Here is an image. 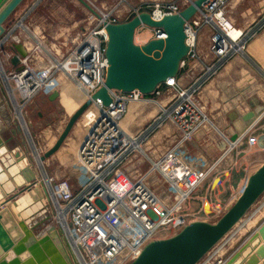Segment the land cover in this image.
Here are the masks:
<instances>
[{"label": "built area", "instance_id": "obj_1", "mask_svg": "<svg viewBox=\"0 0 264 264\" xmlns=\"http://www.w3.org/2000/svg\"><path fill=\"white\" fill-rule=\"evenodd\" d=\"M188 2L189 0L158 2L150 9L139 6L133 9L130 16L147 10L153 18L159 19L164 14L178 12ZM227 2L228 0H206L201 11L186 24L190 52L181 68L193 61L200 64L198 72L191 75L188 84H181L176 77L168 79L160 86L162 89L158 88L149 95L137 90H112L108 105H103L99 99L93 100L80 116L84 132L77 153L79 161L90 175L76 189L67 179L46 178L47 193L50 199H55V205L49 201L54 219L45 228L53 223L61 230L70 247L76 239L82 241L88 237L95 241L97 235L93 232L94 228L100 223L106 226L108 224V229L99 242L100 258L109 259L122 255L127 264L137 257L148 241L172 235L193 220L214 221L227 207L221 206L222 203L217 200L208 201L204 197L200 199L203 206L200 215L186 212L184 203L198 184L190 185L183 191L175 186L173 199L163 201L146 184V173L129 178L121 171L122 166L133 155L141 152L142 146L166 123L172 124L181 133L183 141L208 125L215 128L201 104L200 94L227 61L233 56L245 55L247 44L264 29V13L246 29L236 28L227 16ZM99 13L101 18L96 19L98 24L76 37L66 51L42 46L41 42L33 48L36 36H32L29 28L23 24L25 15L13 25L11 22L7 32L0 36V51H3V57H0V75L3 88L13 108L14 119L29 140V125L21 116V111L38 94H47L56 88L59 84L58 75H63L75 85L84 100L89 99L103 85L107 60L104 55L106 32L102 21H120L121 13H114V10L107 13L99 10ZM204 26L211 29L209 62L203 61L197 51L198 32ZM151 37L165 38V34L160 29H152ZM26 38L32 43L30 50L26 46L27 41H21L27 40ZM15 44L24 48V56H19L12 48ZM6 45L8 47L4 50ZM14 56L18 57L16 65L11 63ZM159 96H162L161 101L158 100ZM149 103L156 105L155 115L135 132L126 129L122 121L129 107ZM235 141H230V145ZM253 141L250 137L249 142ZM153 168L157 167L154 165ZM222 173L211 179V189L216 190L212 193L214 197L221 194L220 187L224 183ZM173 184L175 183L172 182ZM135 223H138V227ZM77 250L84 264H87L81 254L85 248L80 246ZM214 252L212 249L199 264H206Z\"/></svg>", "mask_w": 264, "mask_h": 264}, {"label": "water", "instance_id": "obj_2", "mask_svg": "<svg viewBox=\"0 0 264 264\" xmlns=\"http://www.w3.org/2000/svg\"><path fill=\"white\" fill-rule=\"evenodd\" d=\"M94 17L101 18L89 0H76ZM206 0H189L178 12L164 14L155 19L147 10H141L123 21H102L106 32L104 55L107 60L104 83L89 99L84 100L68 117L52 147L40 155L44 160L63 144L77 120L93 100L103 105L111 101L110 91L130 92L137 90L144 95L152 94L168 79L176 78L181 64L190 52L186 24L201 11ZM24 0H0V36L7 32L11 16ZM160 29L165 38H149L143 43L135 41L139 28ZM19 56H24L20 44L12 47ZM11 63L16 65L18 57ZM56 91L48 96L50 100ZM264 108V103H263ZM254 113H247L243 120L251 123ZM19 126V125H18ZM203 131L200 130L198 133ZM238 134L229 136V141ZM8 140L0 136V264H78L70 245L61 230L49 225L43 233L38 232L42 222L34 221L33 214L25 219L17 209L19 198L39 194L34 185L39 178L37 170L20 168L15 159L19 153L10 154ZM226 142L218 145L220 151ZM9 155V156H8ZM11 155V156H10ZM189 169H195L193 161H187ZM15 168V171L11 169ZM200 178L194 180L197 184ZM264 194V162L254 169L235 198L214 221L193 220L176 233L148 241L140 253L127 264H199L222 240L231 235L233 227L241 224L253 204ZM19 196V197H18ZM247 218V217H246ZM33 220V221H30ZM264 222L224 264H260L264 258Z\"/></svg>", "mask_w": 264, "mask_h": 264}, {"label": "crops", "instance_id": "obj_3", "mask_svg": "<svg viewBox=\"0 0 264 264\" xmlns=\"http://www.w3.org/2000/svg\"><path fill=\"white\" fill-rule=\"evenodd\" d=\"M54 3V0L48 3H43V0H36L24 13V19H27L32 26L36 27V30L42 29L45 31L47 39H75L80 30L83 31L86 28L80 27V23L77 20L78 16L74 18V13L71 12L72 14L68 16L62 14V19H58L55 22L53 21L55 23V27H53L52 24L47 23V19L49 18H45L46 15H39V13H43L48 6H51ZM263 10L264 0H228L226 6V13L229 20L238 29H246L250 25L254 24ZM202 32L205 33V37H203ZM210 34L211 29L208 26H204L200 29L197 37V51L201 59L205 62H209L211 59V54L207 48ZM199 68L200 64L196 63V61H193L189 65L181 68L179 74L177 75L178 81L183 85L188 84L191 75L197 73ZM59 77L62 78L63 76L59 75ZM63 85L64 84L59 82L58 87L59 90L61 88L63 93H65L66 86ZM161 99L162 96H159L158 100L161 101ZM48 100L50 99L48 98ZM72 100L73 102L75 101L74 99ZM200 101L215 128L207 126L205 131L198 133L194 137L193 141L189 143L197 147V156L195 158H189L190 161L194 160L195 169H189L187 167L186 177H198L197 175L200 174L210 162L222 153L218 147L220 142H226L225 152L219 157L218 162L215 164L214 168L212 167L213 169L211 168L209 174L210 176L212 175V177L219 175L223 172V169H226V171L229 172L227 179L224 177L225 182L222 193L217 197L220 203L228 206L237 197L238 192L244 185L247 176L254 169H256V167L264 162V29L248 43L245 55H236L232 57L221 67L218 73L207 82L200 94ZM249 112H252L255 115L251 123H246L243 118ZM155 113L156 105L154 103L145 105L133 104L129 107L122 123L126 129L131 132H135L145 125V123L148 122L155 115ZM29 125L31 126V124ZM37 126H40V124L38 125L35 123L30 131L34 137L35 130H38ZM246 127H248L247 130L241 135L240 133L245 130ZM33 128H35V130ZM163 128L170 130L171 126L165 125ZM236 133L239 136L233 145H230L229 136ZM163 134L165 135V132H161L160 136L162 137ZM167 134L168 141L172 140L171 142H174L177 136H179L177 129L174 130V128ZM245 135L246 137L248 135L255 137V143L248 145L245 140ZM0 136L2 139L8 140L7 143L10 148L12 158H15L14 153H19L18 158L15 159V161L18 163L20 168H23L28 164L30 169H33V171L37 170L36 166H32L30 162L27 163L24 160V157H26V159L28 158L26 156L28 148L25 147L24 143L28 137L26 138L27 135H25V133L18 126V123L12 117L10 106L4 96L1 83ZM69 136H72V140H75L74 143L77 142L78 151L83 133L80 132L79 135H73L70 132L63 144H66ZM154 140L155 143L150 140L147 144H145L143 152L136 153L122 166L121 171L123 175L129 178H136L142 174L140 167L145 164L144 162L149 161L147 151L151 149L154 152L156 151L155 145L158 146V144H161L156 143L157 140L155 138ZM50 147L47 149L45 148L43 153H45ZM53 154L46 159L52 157ZM67 155L65 157L66 160L70 157V155ZM38 156L40 158V155L35 154L34 160L36 165L41 167L44 162L38 160ZM169 156L173 157L175 155L170 154ZM256 162L259 163L255 164ZM13 170L15 171V168L11 169V171ZM83 179H75L72 182H70L69 179L67 180L70 182L71 186L76 189L81 184ZM34 185L37 186L39 194H27L29 200L23 203V207L20 210L18 208L17 209L19 210L20 215L25 219H29L28 216H30V214H33V216L35 215V218L33 217L35 221V219L39 218L36 212H40L44 206L46 207V205H49V202L47 191L44 187V179H37ZM207 186L198 191L197 189L199 185L196 187V191H193L191 196L184 203V210L186 212L196 213V211H198L201 196L206 193ZM196 192L197 195H195ZM42 197H44V199H41ZM35 208L37 209L34 210ZM46 217L48 218L49 215ZM246 217L241 222V224L244 223L243 226L239 224L235 225L231 231V235L216 245L214 248L216 254L214 253L215 255H213L212 253L205 262L206 264H215L218 260H214L216 259L215 257L220 255L225 249H227V251L224 255H227V252L231 247L234 248L231 249V251L234 252L235 249L237 250L240 245H242L251 235H253V233H255V231H257V228L264 222V194L253 204ZM44 220H46L45 217L41 221ZM259 241L260 244H264V241L260 240V237ZM212 260H214V262H211ZM260 264H264V258L260 260Z\"/></svg>", "mask_w": 264, "mask_h": 264}, {"label": "rangeland", "instance_id": "obj_4", "mask_svg": "<svg viewBox=\"0 0 264 264\" xmlns=\"http://www.w3.org/2000/svg\"><path fill=\"white\" fill-rule=\"evenodd\" d=\"M25 1H27V2L20 8L19 12L15 15L13 22H12V25L15 22H17L24 15L26 10L36 0H25ZM50 1H52V0H43V3H48ZM54 1H55V3L53 5L48 6V8H46V10L43 11V13H39V15H43V16L46 15L45 18H49V19H47L48 20L47 23L52 24L53 27H55V23H54L55 21H57L58 19H62V14H65L66 16H68V15H71L72 13H74V18H76V16H78L77 20L79 21L80 27H82V28L88 29L89 27L93 26L94 24H98V21L96 20L97 18L94 17V15H92L85 7H83L76 0H54ZM178 1L182 2L183 0H99V1L98 0H89V2H91V4H93V7L97 11L100 10L103 13H107L110 10H114V13H121L120 14V21L126 20L128 17H130V13L133 11V9H136L139 6L147 7L150 9V8H152V5H154L158 2L166 3V2H178ZM263 13H264V10L259 15V17ZM65 20H66V18H65ZM213 21H215V19H213ZM23 24L29 28L31 33L29 31H28V33H30L32 36L33 35L36 36V38H34V40H33V48L35 47L36 44L41 42L42 46H45V47H47V46L51 47L52 46L53 48H55L59 51H66L68 49V47L70 45H72V41L74 40V39L73 40L72 39H70V40H60V39L53 40L50 38L47 39V37H46L47 35L45 34V31H43L42 29L36 30V27L32 26L31 23L27 19H24ZM86 29H84L83 31L80 30L77 38L82 33H85ZM17 33H18V31H17ZM198 35H199V32H198ZM202 35H203V37H205L204 32H202ZM151 36H152V29L147 28V27H141L138 29V31L135 35V41L137 43H142L143 41L148 40ZM200 36H201V33H200ZM21 41L22 42L27 41L26 46L29 48V50L32 48V43L29 41V39L21 40ZM247 46H248V44H247ZM247 46L245 47V51L247 50ZM7 47H8V45H6L4 47V50H6ZM60 47H62V48H60ZM208 47H209V45H207V48ZM208 50H209V48H208ZM5 52H8V50ZM0 57L1 58L3 57V51H0ZM57 77H59V75ZM59 78L60 79H58V81L61 84H63L62 82H64L65 80L67 81V83L65 81L63 86H65V85L67 87L70 86L68 88L66 87L65 93H63V90L61 88L59 90V87L57 86L50 93H47V94L41 93V94H38L37 96H35L34 99L31 100L27 105H25L23 110L21 111V116H23L24 121L27 124L28 123L31 124V126L28 124L29 125L28 129L31 127L29 129V137L31 139L29 140L26 136L27 139H26V142H24L25 147L28 148L27 155H26L28 158L26 159V157H24V160L27 163L30 162V164L32 166H36L38 177L41 178L42 180L45 178H47V179L52 178L54 180L67 178V179H69L70 182H72L75 179H79V178L85 179L88 177L87 172L80 166L78 160L76 159V151H77V145L78 144H77V142L74 143L75 140H72V136H69L68 140L66 141V144H62V146L57 150V152H55L53 154L52 157H50L49 159L45 158L44 160H42V162H44V163H42L41 167H38L36 165L35 160H34L35 154L42 155L43 151H45V148L47 149L50 146L52 147L56 138L58 137V135L62 131L64 124L68 120V117L72 114V112L84 100L82 93L66 77H64L65 79H62L61 77H59ZM0 83L3 87V81L1 79V75H0ZM53 91H56L57 95L53 98V100H48V96L50 94H52ZM3 92H4V96L7 100V102L9 103L11 115L14 118L13 108L11 107L10 100L8 98V95H7L5 88H3ZM72 99H74L75 101L73 102ZM28 106H29V108H28ZM206 114H207V112H206ZM81 117L77 120L76 124L71 129V133L73 135H79L80 132L81 133L84 132V128L81 124ZM208 117H209V115H208ZM209 119H210V117H209ZM35 123L38 125L40 124V126H37L38 130H35V128H33L35 130V137H34L32 135V133H30V131H31L32 127L35 125ZM18 125H20V124L18 123ZM165 125L171 126L170 130H168V129L166 130V128H163ZM165 125L160 127L157 130V132L154 133L152 138L150 137V139L145 143V144H147L150 140L155 143L154 138L157 140L156 143H161V144H158V146L155 145L156 151L153 152L151 149H149L147 151L149 161L144 162L145 164H143V166L140 167L141 172H142L141 175H145V173H146V178H145L146 184L152 190H154L155 193L158 194V196L163 201H170L173 199L174 195L172 192H174L173 190H174L175 186H178L183 191V190H186L188 187H190V185L191 186L193 185V183H191V182H194L193 181L194 179L200 178V180L197 183L199 185V187L197 185L198 189L195 188L194 191H196V189H197V191L200 189H203L204 187H206L208 185L207 189H206V193L203 196H201V198L205 197V199H207L208 201L212 200V199L218 201L217 197L219 195L214 197L212 194V193L216 192V190L211 189V183H212L211 179L214 176L213 177H212V175L210 176L209 171L211 170L212 167L214 168L215 164L218 162L219 157L222 156V154L225 152L226 148L224 151H222V153L219 156H217L212 162H210L207 165V167H205V169H203L201 171L200 174L197 175L198 177H196V178L193 176H191L192 178L186 177V168H187L186 162L190 161L189 158H191V157L195 158L197 156L196 155L197 154L196 153L197 147H195L189 143L191 141H193L194 137L198 134V132L195 133L192 137L190 136V138L186 139L185 141L182 140L183 136H181V133L178 132L179 136H177V138L174 142H171L172 140L168 141V137H167L168 134L167 133H170L173 128H174V130L176 128L173 125H171L170 123H166ZM208 126L210 128L211 127L213 128L212 125H208ZM247 128L248 127H246V129L243 130L240 134L241 135L244 134L243 132H245L247 130ZM205 130H206V128L203 129V131H205ZM161 132H165V135L163 134L162 137L160 136ZM245 137H246V135H245ZM250 137H252L255 140V137L248 135L245 138L246 143L248 145H252L255 143L254 141L249 142ZM145 144L142 146L141 152L144 151ZM151 144H152V142H151ZM191 150H193V151H191ZM64 151H69V152H64ZM67 154H69L70 157H69V159L66 160L65 157ZM170 154H173L175 156L171 157V156H169ZM69 155H67V156H69ZM257 163H259V162H256L255 164H257ZM154 165L157 168H153ZM223 172L224 173H223L222 179L225 182L224 177H225V179H227L229 172L226 171V169H223ZM83 175H85V176H83ZM209 178H210V180H209ZM45 181H46V179H45ZM172 182H174L175 184L172 185ZM223 186H224V183H223ZM223 186L220 187L221 193L223 190ZM44 187L46 188V191L48 192L47 184H44ZM242 187L240 188L239 192L241 191ZM239 192H238V194H239ZM195 195H197V192L195 193ZM41 199H44V197H42ZM42 206H43V204H42ZM200 206H201V200H200V204H199V209H198V211H196V213H198L199 215H200V210L203 209V206H201V207ZM221 206H224V205L221 204ZM36 209L37 208H35L34 210H36ZM36 213H37V216H39V218L35 219V221H40L43 223L41 228L38 230V232H40L45 228V226L48 225V223L51 220L53 221V219H54L53 213L54 212H53V210L49 204V205H46V207L44 206L42 208V210H40V212H36ZM40 213H42V214H40ZM48 215H49V217H48L49 219L46 217ZM44 217L46 220L41 221L42 219H44ZM34 218H35V215H34ZM209 220L213 221V219H209ZM98 228H99V230H98ZM104 228L107 229V226L102 223L99 225V227L95 228V230L93 231L94 234L99 236L98 240H100V238L102 239V236L104 235V232H105V230H103ZM85 244H83V247L85 248V246H86V248H85L84 252L83 251L81 252V254L85 258L84 261L88 264H124V263L126 264V262H127L126 260L124 261L122 256L116 257L111 261L103 262V261L99 260V258H97L98 254H97L96 248L89 245V244L88 245H85ZM129 249H133V248L129 247ZM231 249H234V248H232V247L229 248V251L227 252V255L225 256V260L227 259V257H229L233 253V251H231ZM81 257H80V255L78 256V259H79L78 264L83 263V260Z\"/></svg>", "mask_w": 264, "mask_h": 264}, {"label": "bare ground", "instance_id": "obj_5", "mask_svg": "<svg viewBox=\"0 0 264 264\" xmlns=\"http://www.w3.org/2000/svg\"><path fill=\"white\" fill-rule=\"evenodd\" d=\"M63 78V77H62ZM58 79H60L59 77H58ZM64 79V78H63ZM66 81V80H65ZM65 81L64 82H62L63 84L65 83ZM66 83H67V81H66ZM66 86V85H65ZM67 87V86H66ZM84 101V100H83ZM38 160H40V158H39V156H38ZM77 160H78V162H79V164H80V166L87 172V176H89L90 175V172L87 170V169H85L84 167H83V165H82V163L79 161V157H78V153H77ZM38 179H40V178H38ZM46 179V178H45ZM45 179H44V184H47V179H46V181H45ZM37 187V186H36ZM49 194L47 193V196H48ZM29 200V198H28V196L26 195V196H24V197H21V198H19V200L17 201V208L20 210L22 207H23V203H25V201H28ZM49 201H51V204L53 203V205H55V199H53V198H51L50 199V197L48 196V202ZM49 204H50V202H49ZM100 224H102V223H100ZM100 224H98L95 228H97V227H99V225ZM104 224V223H103ZM50 225H54L53 223H51ZM112 226V225H111ZM135 226H137L138 227V223H135ZM107 227H108V224H107ZM113 227V226H112ZM95 228H94V230H95ZM108 229V228H107ZM107 229L106 228H104L103 230H105V232L107 231ZM98 230H99V228H98ZM100 232V231H99ZM104 232V233H105ZM100 234V233H99ZM98 237L99 236H97L96 237V240L95 241H91L90 240V238H88V237H85L82 241H79L78 239H76L75 241H72V245H71V250H72V252L74 253V255H76V259H77V263H78V256L80 255V252L77 250L78 248H80V246H83V244H85V245H91V246H93V247H95L96 248V251H97V254H98V257L97 258H99V260H101V261H103V262H107V261H111V260H113L114 258H109V259H107V258H104V257H102V258H100V255H99V250H98V247H99V242H100V240H98ZM97 241V242H96ZM85 248H86V246H85ZM75 251V252H74ZM227 251V249H225L220 255H217L215 258L216 259H214V260H217V262L215 263V264H224V258H225V256L226 255H224V253ZM127 252V251H126ZM215 253V252H214ZM213 253V255H215ZM212 255V256H213ZM120 256H122V255H120ZM80 257H81V255H80ZM117 257H119V256H117ZM82 258V257H81ZM116 258V257H115ZM83 259V258H82ZM96 259V258H95ZM98 260V259H97ZM214 260H212L211 262H214ZM82 264H84V262L82 263ZM88 264V263H87Z\"/></svg>", "mask_w": 264, "mask_h": 264}, {"label": "trees", "instance_id": "obj_6", "mask_svg": "<svg viewBox=\"0 0 264 264\" xmlns=\"http://www.w3.org/2000/svg\"><path fill=\"white\" fill-rule=\"evenodd\" d=\"M27 1L24 0V2L19 6V8L14 12V14L11 16V20L10 22H13V19L15 17V15L19 12L20 8L26 3ZM131 17V16H130ZM130 17H128L127 19H129ZM10 24V23H9ZM159 88H163V87H159Z\"/></svg>", "mask_w": 264, "mask_h": 264}]
</instances>
